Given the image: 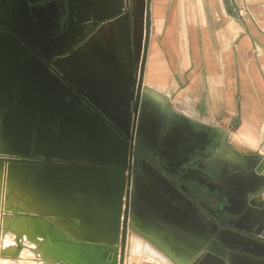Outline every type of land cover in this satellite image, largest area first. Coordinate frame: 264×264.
Here are the masks:
<instances>
[{
    "label": "crops",
    "instance_id": "crops-1",
    "mask_svg": "<svg viewBox=\"0 0 264 264\" xmlns=\"http://www.w3.org/2000/svg\"><path fill=\"white\" fill-rule=\"evenodd\" d=\"M70 8L75 18L51 62L69 82L124 114L140 87L144 102L215 136L219 165L264 161V0H71ZM75 186L106 230L83 239L118 264L121 206ZM260 190L251 201L262 205ZM141 226L129 221L122 264H211L184 232Z\"/></svg>",
    "mask_w": 264,
    "mask_h": 264
},
{
    "label": "flooded vegetation",
    "instance_id": "flooded-vegetation-1",
    "mask_svg": "<svg viewBox=\"0 0 264 264\" xmlns=\"http://www.w3.org/2000/svg\"><path fill=\"white\" fill-rule=\"evenodd\" d=\"M27 3L30 15L47 6L46 0ZM63 5L66 8L59 12L58 26L50 38L63 39L75 18L70 3ZM10 8L14 14L11 23L18 24L17 30L25 32V28L17 23L19 16H25L22 13L24 5L14 0ZM44 27L25 33L21 46L17 32L0 25V58L8 56L0 63V78L4 84L8 82L9 74L21 64L32 61L33 56L41 57L43 61L50 39L44 33ZM11 86L9 91L15 92L16 83ZM89 103L79 102L78 120L86 127L90 121L103 129L105 126L93 120ZM121 124L124 129L121 136L104 129L95 135L109 147L111 143L120 145L124 188L127 183L129 186V221L142 225L143 229L186 231L194 246L203 249L204 260L211 264H264V239H261L264 238V227L259 234L253 230L240 231L234 226L235 220L225 218L218 209V206H225L237 217L247 211L250 217L252 213L246 205L251 203H246V190L251 187L255 190L257 185L250 181L247 172L217 163L213 152L217 143L215 136L193 122L167 113L164 107L148 102L141 105L135 122L130 112L124 114ZM67 152L73 154L70 149ZM76 157L84 158L79 152ZM184 174L202 187L203 197L180 200L177 187L179 184L187 186L181 178ZM213 197L219 199V205L213 202ZM261 211L260 220L264 221V206Z\"/></svg>",
    "mask_w": 264,
    "mask_h": 264
},
{
    "label": "water",
    "instance_id": "water-1",
    "mask_svg": "<svg viewBox=\"0 0 264 264\" xmlns=\"http://www.w3.org/2000/svg\"><path fill=\"white\" fill-rule=\"evenodd\" d=\"M13 1L0 0V25L11 32H17L19 45L22 46L25 33L29 34L34 31L32 29L42 25H45L44 33L47 37L50 38V35L55 34L59 19V12L56 9L50 12L41 7L39 13L31 15L27 13V2L35 3L37 0H18L24 5L22 13L25 16H19L17 23L21 24L26 31L17 30L18 24L11 23L14 14L10 12V7ZM54 1L50 0L51 4ZM62 1L66 6L71 2V0ZM45 21H47L46 24ZM65 37L62 39L56 36L49 39L48 52L42 57L43 61L41 57L33 56L32 61L21 64L16 71L9 74L7 83L4 84L0 78L1 135L20 154L30 158H40L48 165L51 163L52 171L56 172L61 179L75 185H83L88 192H97L105 196L108 201L121 206L119 235L115 240L118 239L120 244L119 253H117L118 264H122L129 224V186L127 183L124 188L122 160L119 158L120 145L111 143L109 147L102 143L99 135L95 134H99L104 129L105 132H115L121 136L124 131L121 124L124 113L116 112L102 104L89 91L69 82L52 66L51 62ZM7 58L8 56L4 59L0 58V63ZM13 83H16L13 89L15 92L9 91ZM80 101L84 104L90 102L93 120L105 126L103 129L97 123H90L89 119L87 120L89 127L78 120ZM143 103L145 102L141 98L140 87H137L135 100L130 109L134 122ZM67 148L74 155L67 154ZM78 152L84 157L82 160L76 157ZM253 158L245 166H233L234 170L247 172L250 181H254L257 185L255 190L252 187L249 190L244 188L247 191L245 198L247 201H245L251 203L246 205L247 210L252 215L249 217L245 211V215L237 217L225 206H218V209L225 218L235 220L234 226L238 230L243 232L253 230L255 234H259L264 227V221L260 220L264 203L257 204L251 199L264 188V161H261L260 156ZM251 167H257L256 172L252 171ZM181 178L187 185L179 184L177 187L181 201L189 200L190 197H203L204 191L199 184H195L185 174ZM218 200L217 197H213V202L219 205ZM184 233L188 234L186 231ZM198 248L200 249L195 246L196 250Z\"/></svg>",
    "mask_w": 264,
    "mask_h": 264
},
{
    "label": "rangeland",
    "instance_id": "rangeland-1",
    "mask_svg": "<svg viewBox=\"0 0 264 264\" xmlns=\"http://www.w3.org/2000/svg\"><path fill=\"white\" fill-rule=\"evenodd\" d=\"M11 163L17 164L14 172L8 168ZM46 167L42 159L20 154L0 134V264H53L61 259L110 264L98 251L105 245L85 241H91L88 235L83 239V234L106 237L105 227L92 217L91 199L78 196L75 184ZM40 201L56 210H37L32 203ZM92 207L96 210L93 202Z\"/></svg>",
    "mask_w": 264,
    "mask_h": 264
},
{
    "label": "bare ground",
    "instance_id": "bare-ground-1",
    "mask_svg": "<svg viewBox=\"0 0 264 264\" xmlns=\"http://www.w3.org/2000/svg\"><path fill=\"white\" fill-rule=\"evenodd\" d=\"M16 166H17V164H15V163H11L10 165H9V167L8 168H10V171L11 172H14L17 168H16ZM27 170H29V169H27ZM40 189L41 188H39V189H37V191L35 192L36 194H37V192L38 191H40ZM43 192H44V189H43ZM42 193V192H41ZM36 194H35V196H36ZM42 195V194H41ZM15 197V196H14ZM40 197V196H39ZM39 197H37V198H39ZM51 198H52V196L50 197V200H51ZM13 199V198H12ZM42 200L44 199V197L42 196V198H41ZM53 200V199H52ZM51 200V201H52ZM34 202H35V200H34ZM46 203V204H45ZM33 204V207H35L37 210H40V209H43L45 212H47V213H50V214H52V212H54L55 210H56V208H54V209H50V208H48L49 207V203L47 202V201H40V202H37V203H32ZM92 251V250H91ZM92 253V252H91ZM93 254V253H92Z\"/></svg>",
    "mask_w": 264,
    "mask_h": 264
}]
</instances>
